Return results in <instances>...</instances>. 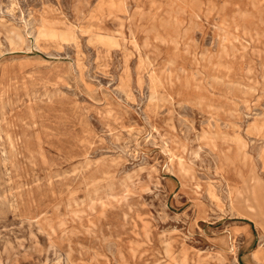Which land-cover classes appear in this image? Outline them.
Listing matches in <instances>:
<instances>
[{"label":"rangeland","instance_id":"374dc122","mask_svg":"<svg viewBox=\"0 0 264 264\" xmlns=\"http://www.w3.org/2000/svg\"><path fill=\"white\" fill-rule=\"evenodd\" d=\"M0 264H264V0H0Z\"/></svg>","mask_w":264,"mask_h":264},{"label":"bare ground","instance_id":"6f19581e","mask_svg":"<svg viewBox=\"0 0 264 264\" xmlns=\"http://www.w3.org/2000/svg\"><path fill=\"white\" fill-rule=\"evenodd\" d=\"M17 1V0H16ZM18 5V4H17ZM20 9V8H19ZM161 9V8H160ZM242 11V10H241ZM34 19V18H33ZM32 21V20H31ZM238 40V39H237ZM240 42V41H239ZM231 47V46H230ZM186 72V71H185ZM178 76V75H177ZM198 87V86H197ZM256 92V91H255ZM187 106V105H186ZM214 108V107H213ZM241 113V112H240ZM146 119V118H145ZM167 121V120H166ZM256 123V122H255ZM252 134V133H251ZM153 140V139H152ZM198 146V145H197ZM261 155V154H260ZM263 163V162H262ZM104 212V211H103ZM118 238V237H117ZM61 259V258H60ZM73 262V261H72ZM65 263V262H64Z\"/></svg>","mask_w":264,"mask_h":264}]
</instances>
